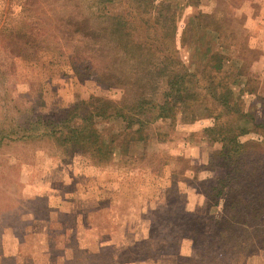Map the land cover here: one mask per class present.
<instances>
[{
	"label": "rangeland",
	"instance_id": "374dc122",
	"mask_svg": "<svg viewBox=\"0 0 264 264\" xmlns=\"http://www.w3.org/2000/svg\"><path fill=\"white\" fill-rule=\"evenodd\" d=\"M120 1L111 8L116 7L115 13L126 10ZM206 2L203 10L215 8V0ZM233 2L226 1L225 7L227 18L245 30L246 74L264 55V0ZM87 5L85 0H0V264H179L178 257L191 259L190 264H208L209 258L213 264H264V240L262 249L236 235L229 243L217 237L211 243L205 237L210 227L205 230L200 219L205 196L216 194L212 188L232 168L227 164L232 159L218 155L222 145L204 130L217 124L237 134L233 115L218 117L220 110L214 107L207 116L201 103L193 109L195 121L185 117L187 123H181L178 115L176 121H164L167 135L160 133L163 125L154 124L136 141L126 136L112 160L102 165L45 140H20L37 115H61L91 96L117 105L122 100L121 90L100 87L94 78L78 80L70 68L69 57L84 47L70 32V17L80 22L100 8L89 10ZM187 14L184 10L183 16ZM181 19L179 32L182 13ZM180 45L177 31L175 46L187 63L190 54ZM238 88L247 92L238 96L237 109L260 123L264 82L242 80ZM241 123L251 129L239 138L250 150L236 164H243L247 173L264 161V134L262 138L251 123ZM110 125L107 119L97 121L101 141L112 128L110 137H118L121 122ZM206 248L218 250L203 259Z\"/></svg>",
	"mask_w": 264,
	"mask_h": 264
},
{
	"label": "trees",
	"instance_id": "16d2710c",
	"mask_svg": "<svg viewBox=\"0 0 264 264\" xmlns=\"http://www.w3.org/2000/svg\"><path fill=\"white\" fill-rule=\"evenodd\" d=\"M85 1L89 10L90 6L96 10L100 8L80 22L70 17V32L84 43V47L76 49L69 57L70 68L78 80L94 78L100 87L121 90L122 100L117 105L91 96L87 101H76L73 106L61 110V115L42 118L37 115L35 125L28 128L20 140H45L57 149L88 155L96 165H102V161L112 160L114 150L125 144L123 141L117 145L118 142L126 136L136 141L154 124L163 125L165 129L159 132L167 135L168 123L164 121H176L178 115L181 123H187L183 120L185 117L195 121L193 109L201 103H205L202 110L207 116L217 107L218 117H235L238 132H225L217 124L204 130L214 142L222 145L218 155L224 160L232 159L227 161L232 166L227 179L217 180L219 186L212 188L216 194L205 196L207 201L200 218L205 230L210 227L205 237L210 238L211 243L213 237L226 243L236 236L243 237L245 243L249 240L255 249H262L259 243L264 240V236L260 237V231L264 235V161H260L259 168L248 167L247 173L243 164H236V161L240 162L250 150L239 141L251 132L241 122L251 123L263 138L264 120L255 124L253 116L241 115L235 105L238 96L247 92L238 88L246 76L245 66L234 75L224 71L226 49L244 43L241 38L245 31L236 28L227 18L225 6L229 0H215L216 6L211 13L197 12L189 17L181 34V47L190 54L191 60L187 63L180 58L175 46L179 11L186 6L198 8V0H185L181 4L177 0H123L118 3L121 9L126 7L122 13H115V6L111 10L117 0ZM232 2L239 3L238 0ZM196 58L200 62L194 61ZM236 88L238 93H235ZM158 91L161 93L157 94ZM185 109L190 111L185 113ZM103 119H107L108 127L113 122H121L116 130L117 138L110 137L114 132L112 128L107 139L101 141L103 130L98 132L94 127ZM35 132L37 135H33ZM180 212L179 217L183 218L184 212ZM228 233L233 236L227 237ZM205 243L207 246L208 241ZM216 250L206 248L203 259ZM176 259L179 264L192 262L189 258ZM213 262L209 258L208 264Z\"/></svg>",
	"mask_w": 264,
	"mask_h": 264
},
{
	"label": "crops",
	"instance_id": "0c3cea01",
	"mask_svg": "<svg viewBox=\"0 0 264 264\" xmlns=\"http://www.w3.org/2000/svg\"><path fill=\"white\" fill-rule=\"evenodd\" d=\"M177 1H179L180 4L185 2V0H177ZM205 1L206 0H198V2H199L198 8L186 6V7H183L181 9V11H179L180 17L178 19V22H179V20L182 21V19H183V18L181 19V13H182V17H184V22L180 24L181 34H182V31L186 25V22L190 16H192L193 14H195L197 12L211 13L214 10V8L208 9V10H203L202 8L206 7ZM206 3L208 4L209 0H207ZM184 10H188V14L183 16ZM177 31L180 35L179 26H177ZM176 44H177V40H176ZM247 47H249V46H247L245 43H241V44H237V45L236 44L231 45V46H229V48L226 49V52H225L226 58H225L224 66H223L224 71L234 75L242 68L243 65H245V63L248 61L246 59V56H245V50ZM176 48H177L178 54L180 56V52H183V51L179 50L180 48L178 46ZM182 49H184V48H182ZM180 58H182V57L180 56ZM245 75H246V76H244L245 81H249L251 79H257L259 81L262 80L264 82V55L261 56V58L259 56L256 60H254L250 64V66L248 67L247 73Z\"/></svg>",
	"mask_w": 264,
	"mask_h": 264
}]
</instances>
